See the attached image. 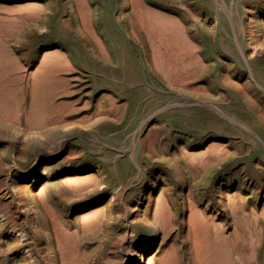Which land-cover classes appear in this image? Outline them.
<instances>
[{
	"label": "rangeland",
	"instance_id": "obj_1",
	"mask_svg": "<svg viewBox=\"0 0 264 264\" xmlns=\"http://www.w3.org/2000/svg\"><path fill=\"white\" fill-rule=\"evenodd\" d=\"M142 252L264 264V0H0V264Z\"/></svg>",
	"mask_w": 264,
	"mask_h": 264
},
{
	"label": "bare ground",
	"instance_id": "obj_2",
	"mask_svg": "<svg viewBox=\"0 0 264 264\" xmlns=\"http://www.w3.org/2000/svg\"><path fill=\"white\" fill-rule=\"evenodd\" d=\"M159 1H161V2H168L169 0H159ZM141 2V0H132V3H133V5H137V4H139ZM188 2V1H187ZM81 3V2H80ZM84 3V2H83ZM146 3V2H145ZM157 3V2H156ZM172 3V2H171ZM171 3H169V5L171 4ZM81 5V4H80ZM144 5V4H143ZM149 5V4H148ZM187 5V4H186ZM71 6H72V4H71ZM190 5H188V7H189ZM193 6V5H192ZM165 8V7H164ZM195 8V7H194ZM141 9V8H140ZM143 9V8H142ZM160 9V8H159ZM169 9V8H168ZM197 9V8H196ZM128 10V9H127ZM151 10H152V8H151ZM95 11V10H94ZM149 11V10H148ZM147 11V12H148ZM173 11V10H172ZM89 12V11H88ZM174 12V11H173ZM198 12V11H197ZM24 13V12H23ZM192 13H194V12H192ZM35 14V13H34ZM135 14L136 15H138L139 14V9L138 8H136L135 9ZM153 14H157V13H153ZM173 14V13H172ZM187 14V13H186ZM194 14H197V13H194ZM28 15H29V13H28ZM90 15V14H89ZM135 15V16H136ZM169 15V14H168ZM201 15V14H200ZM32 14H31V18H32ZM171 16V15H170ZM176 16V15H175ZM174 16V17H175ZM189 16V15H188ZM203 16V15H202ZM26 17V16H25ZM90 17V16H89ZM140 17V16H139ZM145 17V16H144ZM153 16H151V18H152ZM184 17V16H183ZM206 17V16H205ZM205 17H204V19H205ZM91 18V17H90ZM136 18V17H135ZM156 19H157V17H155ZM154 18V19H155ZM166 18V17H165ZM171 18V17H170ZM173 18V17H172ZM179 18V17H178ZM20 19V18H19ZM96 19V18H95ZM153 19V18H152ZM32 20V19H31ZM97 20V19H96ZM149 20H150V18H149ZM37 21V20H36ZM132 21V20H131ZM163 21V20H162ZM162 21H158V23H161ZM181 21V20H180ZM192 21V20H191ZM21 22V21H20ZM35 22V21H34ZM89 22V21H88ZM136 23L138 22V21H135ZM169 22H170V20H169ZM174 22V21H173ZM179 22V21H178ZM40 23V22H39ZM163 23V22H162ZM167 23H168V21H167ZM29 24V23H28ZM100 24V23H99ZM184 24V23H183ZM187 25V24H186ZM24 26V25H23ZM97 26V25H96ZM136 26V25H135ZM145 26H146V29L148 30V33H149V35H152L153 36V39H152V44H154L155 46H156V51L158 52V58H160V64H161V67H162V69L165 71V72H168L169 71V66H168V60H167V56H169V57H173L174 59L175 58H178V57H180V54H183V50H182V47L178 44V42L176 41V38L174 37L175 35H174V33H172V35H171V32L168 30V29H166V28H163V27H155V25L152 23V22H150V21H148V20H145ZM185 26V25H184ZM190 26V25H189ZM93 27V26H92ZM91 27V28H92ZM21 28V27H20ZM138 28V27H137ZM89 29H90V26H89ZM64 30V29H63ZM66 30V29H65ZM93 30V29H92ZM89 31V30H88ZM139 31H140V29H139ZM177 31L178 32H182V34H186L185 33V31H186V29H184V27H183V25L181 24L180 26H178V29H177ZM180 32V33H181ZM188 32V31H187ZM18 33V32H17ZM139 33V32H138ZM92 34V33H91ZM181 34V35H182ZM189 34V33H188ZM185 36V35H184ZM187 36V35H186ZM191 36V35H190ZM170 37V38H169ZM177 37V36H176ZM179 37V36H178ZM22 38V37H21ZM96 38H97V34H96ZM140 38H142L141 36H140ZM167 38H169L170 39V41H171V43H170V45H169V48H167L166 47V51H163V46L166 44V40H167ZM188 38V37H187ZM94 39V38H93ZM97 40H99V38H97ZM181 40V39H180ZM184 40V39H183ZM190 41V40H189ZM194 41V40H193ZM103 42V41H102ZM137 42V41H136ZM151 42V41H150ZM184 42V41H183ZM186 42L187 41H185V46H186ZM181 43H182V41H181ZM194 43V42H193ZM151 44V45H152ZM188 44V43H187ZM101 45V44H100ZM103 45V44H102ZM184 45V44H183ZM197 45V44H196ZM195 46V45H194ZM99 47H101V46H99ZM105 48V47H104ZM152 48H154V46L152 47ZM101 49V48H100ZM197 49V46H196V48H195V50ZM52 50V49H51ZM104 50H106V49H104ZM189 51H193V47L191 48V47H189V49H188ZM51 52V51H50ZM106 53V52H105ZM106 55V54H105ZM193 55V54H192ZM199 55V54H198ZM188 56V55H187ZM200 56V55H199ZM181 57H182V55H181ZM184 57H186V56H184ZM181 59V58H180ZM48 60V59H47ZM51 60V59H50ZM201 60V59H200ZM178 60H176V62H177ZM194 61V63L195 64H198V65H200L199 64V62L197 61V60H193ZM50 62V61H49ZM156 62V61H155ZM182 63V62H181ZM157 65V64H156ZM175 65V64H174ZM178 65V64H177ZM188 65V64H187ZM203 66H205V65H203ZM195 67V66H194ZM206 67V66H205ZM187 68V67H186ZM162 69H160V70H162ZM175 69V68H174ZM177 69V68H176ZM207 69V68H206ZM197 70V69H196ZM203 71H204V69H202ZM159 71V70H158ZM185 71V70H184ZM50 72V71H49ZM160 72V71H159ZM159 72H156V73H159ZM163 72V71H162ZM161 72V73H162ZM182 72V71H181ZM171 73V72H170ZM200 73V72H199ZM226 73V72H225ZM180 74V73H179ZM201 74V73H200ZM169 75V74H168ZM201 75H203V74H201ZM226 76H227V74H225ZM186 76V75H185ZM187 76H189V75H187ZM229 76V75H228ZM167 77V76H166ZM171 77V76H170ZM177 77V76H176ZM191 77V76H190ZM203 77V76H202ZM169 78V77H168ZM227 78V77H226ZM183 79V78H182ZM169 80V79H168ZM230 80V79H229ZM174 81V80H173ZM172 81V82H173ZM190 81V80H189ZM226 81V80H225ZM234 81H236V80H234ZM238 81V80H237ZM169 82V81H168ZM228 82V81H227ZM230 83H231V81H230ZM234 83V82H233ZM237 84V83H236ZM235 84V85H236ZM241 84V83H240ZM242 85V84H241ZM206 86V85H205ZM238 86V85H237ZM206 88V87H205ZM242 88V87H241ZM203 92V91H202ZM211 93V92H210ZM208 98V97H207ZM188 192H189V190H188ZM215 197H217V196H215ZM223 197V196H222ZM193 198V197H192ZM224 198V197H223ZM166 199V198H165ZM166 202H167V199H166ZM194 202V201H193ZM221 202H223V200L221 201ZM195 203V202H194ZM224 203V202H223ZM187 204V203H186ZM222 204V203H221ZM225 204V203H224ZM168 205V204H167ZM171 205V204H170ZM196 205V204H195ZM197 206V205H196ZM188 208V207H187ZM223 208H225V207H223ZM227 208H228V206H227ZM233 208V207H232ZM151 209H153V208H151ZM229 209V208H228ZM186 210V209H185ZM223 210V209H222ZM224 210H226V209H224ZM152 211V210H151ZM173 210H171V212H172ZM178 211V210H177ZM191 211V210H190ZM167 212H168V210L165 208V207H163V208H161V217H159L160 219H164V221L166 220V218L168 217L167 216ZM233 212V211H232ZM236 212H238V211H236ZM236 212H234V213H236ZM175 213V212H174ZM201 213H203V212H201ZM206 213V212H205ZM156 214V213H155ZM179 214V213H178ZM204 214V213H203ZM228 214H229V212H228ZM172 216H173V214H172ZM171 216V217H172ZM183 216V215H182ZM191 216V215H190ZM228 216V215H227ZM233 216H235V215H233ZM178 217H179V215H178ZM236 217V216H235ZM184 218V217H183ZM157 219V218H156ZM173 219V218H172ZM188 219V218H187ZM191 219H193V218H191ZM210 219V218H209ZM158 220V219H157ZM170 220V219H169ZM215 220V219H214ZM161 221V220H160ZM171 221V220H170ZM184 221V220H183ZM231 221V220H230ZM159 222V221H158ZM174 222V221H173ZM179 222V221H178ZM185 222V221H184ZM185 224H187V223H185ZM202 224V223H201ZM207 224H209V223H207ZM166 226L167 225H169L168 223L167 224H165ZM173 225H174V223H173ZM172 225V226H173ZM184 226V225H183ZM150 227H151V229H152V234L153 235H155V234H157L158 233V230H159V227L160 226H156L153 222H151L150 221ZM165 227V226H164ZM168 227V226H167ZM171 226L169 225V228H170ZM197 227H199V226H197ZM172 228V227H171ZM185 228V227H184ZM188 228V227H187ZM202 231H203V229H201ZM201 230H200V232H201ZM195 232H196V230H194ZM188 233V232H187ZM200 235H201V233H199ZM261 234V233H260ZM152 235V237L153 238H155V236H153ZM186 235V234H185ZM198 235V234H197ZM207 236V235H206ZM215 236H216V234H215ZM214 236V237H215ZM255 236H257V235H255ZM184 237V236H183ZM197 238H199V236H196ZM262 238V237H261ZM203 239H205V238H203ZM216 239H217V237H216ZM194 240V239H193ZM209 239H207V241H208ZM189 241V240H188ZM187 241V242H188ZM195 241H196V239H195ZM204 241V240H203ZM203 241L201 242V244L203 243ZM213 241H215V240H213ZM213 243V249H214V242H212ZM215 243H217L216 241H215ZM246 243V242H245ZM244 243V244H245ZM205 244V243H204ZM209 244H211V242L209 243ZM218 244V243H217ZM188 245V244H187ZM206 245V244H205ZM208 245V244H207ZM229 245V244H228ZM227 245V246H228ZM195 246V245H194ZM202 246H203V244H202ZM208 246H210V245H208ZM220 246V245H219ZM218 246V247H219ZM230 246V245H229ZM200 248V247H199ZM206 248V247H205ZM186 249H187V247H186ZM206 249H208V248H206ZM216 249H217V247H216ZM232 249V248H231ZM204 250V249H203ZM172 251V250H171ZM173 251H175V250H173ZM190 251V250H189ZM206 251V250H205ZM205 251L203 252V254H205ZM223 250L221 249V252H222ZM200 252H201V249H200ZM199 252V253H200ZM209 252H210V250H209ZM208 252V253H209ZM176 253V252H175ZM213 253V252H212ZM201 254V253H200ZM140 255V259H141V261H140V264H150L149 262L151 261V256H148V258H146L145 257V253H140L139 254ZM176 255H178V254H176ZM207 255V254H206ZM206 255H204V256H206ZM220 255V254H219ZM138 256V255H137ZM164 256V255H163ZM171 256V255H170ZM184 256V255H183ZM221 256V255H220ZM153 257V256H152ZM184 257H186V256H184ZM207 257H209V255L207 256ZM225 257V256H224ZM178 258V257H177ZM248 259H249V257H247ZM166 259V258H165ZM168 259V258H167ZM184 259V258H183ZM219 259V258H218ZM222 259V258H221ZM220 259V260H221ZM206 260V259H205ZM234 260V259H233ZM247 260V259H246ZM175 261H177V259L175 260ZM179 261V260H178ZM211 261V260H210ZM209 261V262H210ZM248 261V260H247ZM250 261V260H249ZM158 262V261H157ZM209 262H208V264H209ZM215 262L217 263V261L215 260ZM221 262V261H220ZM235 262V261H234ZM243 262V261H242ZM241 262V263H242ZM151 263H152V261H151ZM178 263V262H177ZM181 263V262H180ZM205 263V262H204ZM254 263V262H253ZM174 264V263H173ZM185 264V263H184ZM243 264V263H242Z\"/></svg>",
	"mask_w": 264,
	"mask_h": 264
}]
</instances>
